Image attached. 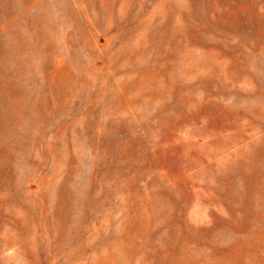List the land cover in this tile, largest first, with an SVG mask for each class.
I'll return each mask as SVG.
<instances>
[{
  "label": "rangeland",
  "instance_id": "374dc122",
  "mask_svg": "<svg viewBox=\"0 0 264 264\" xmlns=\"http://www.w3.org/2000/svg\"><path fill=\"white\" fill-rule=\"evenodd\" d=\"M0 264H264V0H0Z\"/></svg>",
  "mask_w": 264,
  "mask_h": 264
}]
</instances>
